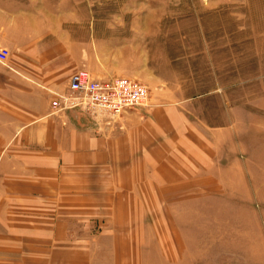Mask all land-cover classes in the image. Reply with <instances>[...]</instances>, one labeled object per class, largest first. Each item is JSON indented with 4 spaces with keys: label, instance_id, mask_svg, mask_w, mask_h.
I'll list each match as a JSON object with an SVG mask.
<instances>
[{
    "label": "rangeland",
    "instance_id": "374dc122",
    "mask_svg": "<svg viewBox=\"0 0 264 264\" xmlns=\"http://www.w3.org/2000/svg\"><path fill=\"white\" fill-rule=\"evenodd\" d=\"M15 1L36 12L50 2L72 9L76 35L89 20L88 71L97 77L139 79L158 102L192 99L182 107L200 142L194 153L211 160H187V184L126 177L112 199L98 192L76 202L73 247L40 254L0 236V264L255 263L264 247V0ZM207 166L223 183H190ZM139 172L146 180V168ZM1 204L0 227L52 219L18 209L4 217Z\"/></svg>",
    "mask_w": 264,
    "mask_h": 264
},
{
    "label": "crops",
    "instance_id": "0c3cea01",
    "mask_svg": "<svg viewBox=\"0 0 264 264\" xmlns=\"http://www.w3.org/2000/svg\"><path fill=\"white\" fill-rule=\"evenodd\" d=\"M43 5L36 12L21 1L0 0V46L10 51L8 62L0 63L2 215H16L11 211L18 209L19 216L52 218L48 224L1 226L0 236L4 243L18 239L24 250L40 254L74 246L68 222L80 211L76 202L90 201L98 192L112 199L126 177L133 185L187 184L180 173L186 161L211 160L203 151L194 153L200 142L182 107L194 104L192 99H152L149 107L108 124L80 111L54 113L51 103L68 92L71 76L91 69L90 21L78 26L82 34L76 35L72 9ZM144 168L146 180H139ZM203 168L204 178L190 183H223L217 170ZM258 251L253 264H264L263 245Z\"/></svg>",
    "mask_w": 264,
    "mask_h": 264
},
{
    "label": "built area",
    "instance_id": "2783aa9c",
    "mask_svg": "<svg viewBox=\"0 0 264 264\" xmlns=\"http://www.w3.org/2000/svg\"><path fill=\"white\" fill-rule=\"evenodd\" d=\"M9 57L10 51L0 46V63L6 64ZM150 101L149 88L139 79L96 78L84 68L71 76L68 92L57 94L51 106L54 113L80 111L108 124L130 110L149 107Z\"/></svg>",
    "mask_w": 264,
    "mask_h": 264
}]
</instances>
